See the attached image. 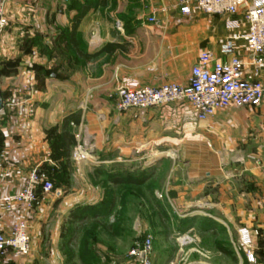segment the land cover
Wrapping results in <instances>:
<instances>
[{
  "label": "crops",
  "instance_id": "obj_1",
  "mask_svg": "<svg viewBox=\"0 0 264 264\" xmlns=\"http://www.w3.org/2000/svg\"><path fill=\"white\" fill-rule=\"evenodd\" d=\"M178 2L12 0L7 5L0 41L1 232L27 218L35 244L41 218L55 209L45 198L30 210L17 203L7 208L4 198L17 193L32 170L45 171L58 183L65 194L59 209L68 211L79 207L84 192L77 179L87 170L106 174L111 186H125L145 180L149 169L157 176L171 161L168 192L178 210L187 212L167 220L169 232L155 234L150 264H264V106L220 110L206 122L188 103L117 108L120 86L186 83L203 51L229 60L222 51L229 42L243 59L244 77L264 78V67L252 63L245 47L249 23L243 9L230 18L197 8L185 16ZM152 16L156 21L150 23ZM65 133L75 141L68 153ZM177 170L184 175L179 178ZM195 207L205 212H189ZM242 227L258 232L250 248L242 243ZM2 262L18 264L12 254Z\"/></svg>",
  "mask_w": 264,
  "mask_h": 264
},
{
  "label": "built area",
  "instance_id": "obj_2",
  "mask_svg": "<svg viewBox=\"0 0 264 264\" xmlns=\"http://www.w3.org/2000/svg\"><path fill=\"white\" fill-rule=\"evenodd\" d=\"M12 0H0V41L8 23L7 5ZM183 15H191L197 8L202 13L230 18L243 9L249 23V32L245 35V47L249 57L257 67H264V0H179ZM150 23L156 21L150 17ZM222 51L230 58L227 61L217 59L211 51H203L196 64L191 68L186 83H163L161 85L131 88L120 86L117 90V108L120 111L146 110L169 103H188L196 112L200 122H206L220 110H229L245 106H264V78L250 80L243 75V59L235 54L231 43H226ZM5 101L0 94V114ZM82 158H85L82 156ZM53 193L60 196L48 174L42 170H32L23 185L15 194L4 198L7 208L17 203L22 210H30L38 199L39 193ZM244 246L250 248L257 231L247 227L239 229ZM33 237L27 218L13 223L7 233L0 231V264L6 255L26 257L31 253ZM153 249L151 237L137 242L130 256L139 264H150ZM247 257L254 260L248 250Z\"/></svg>",
  "mask_w": 264,
  "mask_h": 264
},
{
  "label": "rangeland",
  "instance_id": "obj_3",
  "mask_svg": "<svg viewBox=\"0 0 264 264\" xmlns=\"http://www.w3.org/2000/svg\"><path fill=\"white\" fill-rule=\"evenodd\" d=\"M217 140L218 138L213 140V149L218 150L221 147L216 145ZM235 154L237 153L234 151L231 155ZM145 157L150 163L153 153L148 152ZM80 159L85 160L82 156ZM172 166L171 161L164 162L157 176L153 175L154 169H149L145 173L146 177L142 175L141 179L146 178L145 180L140 183L134 181L125 186H111L106 174L85 171V175L77 179L84 193L77 210L81 216L76 222L70 221L75 209H59L61 197L65 195L64 190L60 196L40 192L38 199H49L55 209L47 211L41 218L38 226L40 234L37 235L38 241L35 244L31 230L32 248L35 251L32 252L31 249L28 256L17 257L18 264H139L130 256L137 242L148 237L153 241L155 234L169 232L172 226L167 224V220L187 212L178 210L174 196L168 192ZM176 173L179 178L184 175L182 170H177ZM56 189L59 187L56 186ZM212 198L216 199L214 196ZM195 211L205 212L197 207L189 212ZM66 217L67 223L63 226Z\"/></svg>",
  "mask_w": 264,
  "mask_h": 264
},
{
  "label": "trees",
  "instance_id": "obj_4",
  "mask_svg": "<svg viewBox=\"0 0 264 264\" xmlns=\"http://www.w3.org/2000/svg\"><path fill=\"white\" fill-rule=\"evenodd\" d=\"M76 21H75V26H76ZM63 141H64V144H65V147L67 148V153H68V150H69V147L71 146V145H73V144H75V141L73 140V138H71V137H69V135L68 134H64V136H63ZM51 179V178H50ZM52 180V179H51ZM53 181V180H52ZM135 181H137V182H139V180H135ZM53 183H54V185H55V187L57 186V184L53 181ZM78 210V209H77ZM77 210H75V211H73L72 212V216L73 217H71L70 218V221L71 222H76L80 217L79 216H81L80 214L81 213H79Z\"/></svg>",
  "mask_w": 264,
  "mask_h": 264
}]
</instances>
